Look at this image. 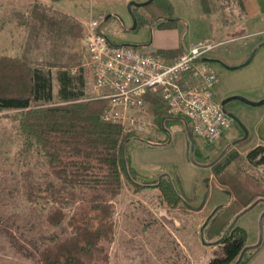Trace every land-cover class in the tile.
Returning a JSON list of instances; mask_svg holds the SVG:
<instances>
[{"label":"rangeland","instance_id":"374dc122","mask_svg":"<svg viewBox=\"0 0 264 264\" xmlns=\"http://www.w3.org/2000/svg\"><path fill=\"white\" fill-rule=\"evenodd\" d=\"M59 1L62 8L75 10L74 13L78 17H73L81 26L79 37L59 38L33 28L31 23H21L22 19H27V11L31 5L35 2L43 3V0H0V58H22L30 65L43 67H48L50 64H64L73 71L81 67L87 82H85L86 94L89 96L92 95L90 93L91 78L89 70L84 65L87 56L81 43L87 21L91 17L102 15L100 29L116 44L148 43L153 36V30L157 28V25L149 19L144 7H132V10H136L138 18L135 29H131L132 18L126 6L129 0ZM168 2L171 5L170 15L180 20V39L183 46L210 39L217 42L211 55H221L229 65L240 61L249 49L251 50L248 55L255 50V47H258L250 63L233 70L225 69L229 75L227 79L230 85L252 89L251 78L254 80L257 78V81L264 80L262 79L264 45H260L261 41H259L261 37H264V33L244 35L246 34L243 25L244 12L239 0H168ZM145 50L151 49L145 48ZM212 66L220 83L222 78L219 70H224L220 69L223 66L214 62ZM51 70L55 72L56 68L52 67ZM54 92H56L55 80ZM149 93L150 96L146 102V111L149 112L150 117L147 119L149 124L142 131H135L134 138H150L158 141L163 138L168 139L172 130L182 129L188 136V153L191 142L193 143L191 157L188 154L191 162L207 164L218 156L217 148L219 145L222 146L223 142L218 140L208 143L200 137L190 135L183 126L182 119L169 123L170 119L166 118L158 123L157 111L162 110L166 114L167 111L160 94ZM238 95L247 98L243 94ZM220 98V94H215L218 102ZM156 100L158 102L152 105V102ZM230 103L237 106L235 115L248 132L245 121L256 107L239 100H233ZM16 112L17 110L0 111V264H41L38 261L37 252L44 245L49 244L50 238L62 239L73 233L66 224L72 209L66 208L67 217L60 225L51 226L46 220V215L56 204L43 199L35 203L26 200L22 172L29 170L34 176H41L48 173L49 169L38 153L28 155L19 153L23 137L17 130ZM232 124L228 130L233 134V138H242L244 136L242 128L234 120ZM241 140L237 141L234 147L229 148L236 150L241 158L233 161L228 166L227 172L232 175L237 174L240 179H253L264 190V166H254L245 160L247 141ZM126 145L127 142L125 144L127 151ZM160 167L163 169L162 172H158L157 167L148 172L155 175L151 180L137 176L135 182L140 186L138 189L131 181L124 179L120 193L113 199L115 207L113 238L101 243L108 254V262L105 264H208L213 256L223 255V245L205 246L200 241L199 227L206 211L194 213L183 203L172 207L162 200L159 189L152 185V181L162 173L174 175L176 173L172 165ZM206 174L214 179L215 186L220 188L224 186L234 196L230 183H222L212 168ZM206 177L202 175L199 178L203 192L206 191ZM50 178L58 184L53 176L50 175ZM78 193L84 196L90 195L85 190ZM190 199H192L191 206L199 204L196 196ZM234 199L235 196L223 207L231 204ZM244 207L229 218L228 224L232 217ZM251 214L248 213L246 216L250 218ZM245 218V216L242 217L241 221ZM252 221H255L254 218ZM257 223L256 220V230ZM244 225L250 229L246 222ZM216 238L218 236L206 240ZM96 263L100 262L97 259L87 262V264Z\"/></svg>","mask_w":264,"mask_h":264},{"label":"trees","instance_id":"16d2710c","mask_svg":"<svg viewBox=\"0 0 264 264\" xmlns=\"http://www.w3.org/2000/svg\"><path fill=\"white\" fill-rule=\"evenodd\" d=\"M143 7L157 27H174L180 22L170 15L168 0H153ZM27 12V19H22L21 23H31L33 28L47 35L77 38L81 34V26L73 16L45 3L35 2ZM133 12L137 19L136 10ZM180 51L181 47L158 50L165 57ZM52 67L56 68L55 72ZM85 82L81 67L73 71L64 64L43 67L30 65L22 58H0V111L17 110V130L23 137L19 153H38L49 169L41 176H34L29 170L22 172L26 200L35 203L43 199L56 204L46 215L51 226L60 225L67 217L66 208L72 209L66 224L73 233L62 239L50 238L49 244L37 252L41 264H87L91 259L100 262L96 264L107 263L108 254L101 243L113 238V199L120 193L124 179L140 188L135 182L138 174L130 166L125 150L127 140L134 138V133L127 134L120 124L101 120L107 100L86 94ZM149 96L147 92L145 102ZM167 117L165 111H157L158 123ZM173 118L169 123L181 119ZM239 158L236 150L229 149L212 166L222 183H230L235 199L228 206L220 207L204 227V239L218 236L214 243L223 244V257H214L208 264H243L257 248L246 251L237 261L246 245V231L230 226L228 220L255 196H264V190L253 179H240L237 174L227 172L228 166ZM244 158L254 166H264V145L249 149ZM152 185L159 189L162 200L168 205L191 206L192 199L182 192L176 174L157 178ZM82 190L90 195H80L78 191Z\"/></svg>","mask_w":264,"mask_h":264},{"label":"built area","instance_id":"2783aa9c","mask_svg":"<svg viewBox=\"0 0 264 264\" xmlns=\"http://www.w3.org/2000/svg\"><path fill=\"white\" fill-rule=\"evenodd\" d=\"M102 15L85 24L81 43L90 72V97L104 98L103 121L118 123L127 134L145 129L147 92H158L169 117L183 120L190 135L218 141L232 118L215 99L218 82L211 57L217 42L201 40L165 57L158 50L116 44L99 30ZM89 95V94H88Z\"/></svg>","mask_w":264,"mask_h":264},{"label":"crops","instance_id":"0c3cea01","mask_svg":"<svg viewBox=\"0 0 264 264\" xmlns=\"http://www.w3.org/2000/svg\"><path fill=\"white\" fill-rule=\"evenodd\" d=\"M130 1V0H129ZM243 12H244V19L243 25L246 30V34L244 35H254V34H262L264 33V0H239ZM47 6H50L53 9L59 10L63 13L68 15L74 16L77 18L78 16L74 13L75 10H66L62 8V4L59 0H43ZM180 23H178L174 27H157L153 30V36L148 43H141V44H132L137 46H144L145 48H149L151 50H159V49H175L181 47L185 49L189 47L183 46L181 44L180 39V32L181 28H179ZM261 41L260 45H264V37L259 39ZM191 45V44H190ZM258 47H255L254 55ZM251 50V49H249ZM249 50L243 55L237 63L234 65H238L243 63L249 56ZM254 55L251 61L254 58ZM211 58L219 59L223 63L229 65V63L219 54H212ZM250 61V62H251ZM249 62V63H250ZM220 65V64H219ZM224 70H219L221 74L222 81L218 79V83L215 88V94H220L222 100L223 98L230 96V95H238L243 94L247 98L257 101L264 98V80L257 81L251 78L250 84H252V89L246 87H236L232 86L228 82V72L225 70L226 68H220ZM253 79V80H252ZM264 79V76H262ZM87 83V82H86ZM86 93V89H85ZM232 109L231 111L235 113V110L238 109L237 106L233 105L232 103L228 104ZM256 108L252 110L250 114H252L248 119L245 121L247 123L248 128V136L246 139H242L241 141L246 142V149L247 152L249 149L257 146V145H264V104L255 106ZM166 116H168L166 114ZM146 118L149 119V112L146 113ZM170 119V117H167ZM171 119H174L173 117ZM170 119V120H171ZM177 123H175L176 125ZM174 125V126H175ZM233 124L231 123L228 127L231 128ZM185 127V125H183ZM228 128L224 131L223 135L219 139L220 142H223V145L217 148L218 156L214 158L211 162L204 164L202 162H191L188 159V136L186 132L182 129L172 130L169 134V138L165 143H157L150 138L142 139V138H132L127 141V153L129 157L130 166L137 172L138 176L143 179H153L155 177L154 174L148 173L152 168L157 167L158 172H162L160 166L163 165H172L174 167V171L177 175L178 181L180 183V187L182 192L188 198H192L194 196L199 199V204L203 200L204 195L206 194V198L204 200L203 206L195 210L190 206L184 204L186 207L190 208L194 213H203L206 211L205 217L203 222L200 224L199 227V238L202 244L205 246H220L223 245L222 243H214L215 240H206L203 242L201 235H200V228L202 224L209 218H211L219 209L220 207L224 206L230 200L233 199V195L230 193L228 189H226L223 185V188L219 186H215L213 184V180L209 174H206L207 171H210L213 164L220 159L225 152L230 148L234 147V144L237 143L241 138L235 139L233 138V134L228 130ZM186 129V128H185ZM234 132V131H233ZM128 146H130L128 148ZM190 156V154H189ZM191 157V156H190ZM203 158V157H202ZM205 175L207 176L206 181V191L203 192L202 186L199 184V178ZM218 184V182H217ZM199 192L201 194H199ZM221 196L219 197V195ZM199 204L197 206H199ZM193 206V207H197ZM264 212V196H255L242 211L235 214L230 221V226H239L242 227L246 231V245H253L258 242L259 240V218L261 213ZM248 213H252L250 218L246 215ZM246 217L245 220L241 221L242 217ZM254 218L255 221H252ZM257 220V230L255 229V222ZM244 222L250 229L244 225ZM202 236L204 238V229L202 232ZM214 257H223V255H216ZM210 261V260H209ZM243 264H264V218H262V240L259 246L252 250L249 258Z\"/></svg>","mask_w":264,"mask_h":264},{"label":"water","instance_id":"95a60500","mask_svg":"<svg viewBox=\"0 0 264 264\" xmlns=\"http://www.w3.org/2000/svg\"><path fill=\"white\" fill-rule=\"evenodd\" d=\"M151 1L153 0H144V1H135V0H130L127 2L126 6H127V9L131 15V18H132V25H131V29H135L136 27V17L134 15V12L132 10V7H143L145 5H147L148 3H150ZM254 55V52L252 51L248 58L241 64H238V65H227L225 63H223L221 60L219 59H215V58H211V57H207V58H204L206 61H209L211 63H218L220 65H222L223 67L227 68V69H230V70H233V69H237L241 66H244L246 64H248L252 57ZM233 100H239L241 102H244V103H247V104H250V105H253V106H259V105H262L264 104V98L260 99V100H257V101H254V100H250V99H247L241 95H230V96H227L225 98H223L222 100H220V104L221 106L223 107L224 111L228 114V116H230L232 118V120H234L236 123L239 124V126L242 128L243 132H244V136L241 138V139H245L247 136H248V132L246 130V128L242 125V123L240 122L239 118L231 111L227 108V105L233 101ZM192 148H193V143L191 142V147H190V156H191V153H192ZM164 175H168V173H162L158 176V179H161ZM207 181V178H205V182ZM206 198V194L204 195L203 197V200L201 201V203L199 204V206L197 207H193V206H190L191 208L195 209V210H198L200 209L203 204H204V200ZM262 218H264V212L261 213L260 215V218H259V240L257 243L253 244V245H245L239 256H238V259L237 261H240V259L243 257V255L245 254L246 251L250 250V249H254L256 247L259 246V244L261 243V240H262ZM209 218L202 224L201 228H200V235H201V238L204 241V238L202 236V232H203V229L205 227V225L207 224Z\"/></svg>","mask_w":264,"mask_h":264},{"label":"flooded vegetation","instance_id":"af4514ba","mask_svg":"<svg viewBox=\"0 0 264 264\" xmlns=\"http://www.w3.org/2000/svg\"><path fill=\"white\" fill-rule=\"evenodd\" d=\"M227 108L229 109V110H231L232 108L229 106V105H227Z\"/></svg>","mask_w":264,"mask_h":264}]
</instances>
